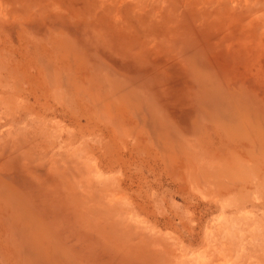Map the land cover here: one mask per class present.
<instances>
[{
    "label": "rangeland",
    "instance_id": "374dc122",
    "mask_svg": "<svg viewBox=\"0 0 264 264\" xmlns=\"http://www.w3.org/2000/svg\"><path fill=\"white\" fill-rule=\"evenodd\" d=\"M0 264H264V0H0Z\"/></svg>",
    "mask_w": 264,
    "mask_h": 264
}]
</instances>
